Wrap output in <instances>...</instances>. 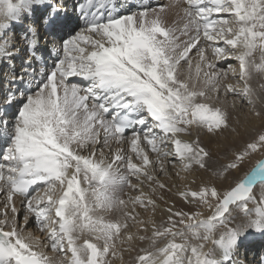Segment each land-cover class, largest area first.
I'll use <instances>...</instances> for the list:
<instances>
[{
    "label": "snow or ice",
    "instance_id": "1",
    "mask_svg": "<svg viewBox=\"0 0 264 264\" xmlns=\"http://www.w3.org/2000/svg\"><path fill=\"white\" fill-rule=\"evenodd\" d=\"M184 2L187 22L177 30L166 24L168 5L124 15L114 0H81L77 8L84 26L80 27L79 20L61 15L63 10L53 0H0V65L12 69L0 79L15 86L0 97V140L6 142V150L0 153V191L6 195L0 211V264H52L41 251L44 246L64 257L61 264H109V255H117V243L130 242L133 236L122 237L126 222L106 220L101 213L126 206L118 192L135 188L132 177L141 183V177L157 183L149 170L153 161L142 141L159 156H177L185 170L207 168L210 153L199 141L180 138L192 126L210 134L229 127L228 112L208 102L209 92L219 98L220 77L212 71L215 65L211 62L206 64L208 71L203 70L206 49L200 46L202 38L213 43L219 58L236 53L245 85L242 92L254 103L248 81L254 72L264 73V0ZM214 13H228L231 19H213ZM37 15L51 39L40 36ZM25 18L33 23L14 41L10 38L13 24L23 26ZM217 41L225 46H215ZM257 50L260 63L252 58ZM20 51L25 56L17 72ZM193 54L200 61L195 65V78L199 81L203 75L206 89L192 83ZM49 58L54 59L50 71ZM182 62L189 69L183 79ZM72 76L82 77L87 86L69 83ZM225 91L237 90L228 84ZM8 115L13 116L11 121L5 119ZM128 130H132L131 152L141 163L119 150L105 155L104 149L111 151V144L121 142ZM169 143L174 146L172 152L166 150ZM262 151L264 133L248 142L218 175L238 169L248 156ZM121 162L125 163L123 170ZM38 184L43 185V195L29 198ZM257 184L264 185V159L227 188L203 182L202 187L180 192L188 203L207 208L210 215L201 218L202 212L173 213L169 208L165 225L153 223L152 236L139 237L149 239L150 246L141 249L136 264H231L249 230L264 233V202L255 209L248 207L256 203L251 193ZM16 196L25 198L27 213L44 234L43 241L26 231L28 214L22 222L18 220ZM133 203L155 207V201L143 192ZM239 213H243L241 222L230 226ZM124 215L135 219L133 213L125 211ZM173 217L179 218L187 232L176 229ZM221 228L225 231L213 239ZM189 234L198 241H211L220 258L215 250L204 252V243L190 244ZM169 236L171 240L157 246ZM177 237L182 242H176Z\"/></svg>",
    "mask_w": 264,
    "mask_h": 264
},
{
    "label": "bare ground",
    "instance_id": "2",
    "mask_svg": "<svg viewBox=\"0 0 264 264\" xmlns=\"http://www.w3.org/2000/svg\"><path fill=\"white\" fill-rule=\"evenodd\" d=\"M173 4H175V6H172ZM184 4L185 3L181 2V0L180 1L178 0V2H177V0H174V1L168 3V6L170 5V7L168 8V15L169 16L175 15L176 19L173 20L174 19L173 18L172 19L173 21H171L170 20L171 18H169V16H168L167 18L169 19L170 22L167 21V24L168 25L173 24L171 27H174L177 30L182 29L183 25L187 22V17L184 14V9L187 6H185ZM221 14H227V13H214L215 19L225 18V16L221 15ZM167 18L165 17V21ZM24 23H26V24L29 23V20L27 18H25ZM19 26H20L19 24H15V23L13 24L11 34H10V38H12V34L15 32V30ZM185 38L186 37H181V39H185ZM13 40L17 41L18 39H13ZM217 42L219 44H223V47L225 46L223 41H217ZM201 43H202V41H201ZM215 46H218V44H216ZM213 47H214V45H213ZM207 55H206V57H207ZM235 55L236 54H231L227 58H222L221 61H219V59H218L216 62L217 63L216 67L219 68V70H220V75H219V73H218V75H219V77H222V83L220 86V92L219 93H223V96H220V94H219V98L216 99V95H210L209 94V96L211 97V100L214 99V97H215V101L213 102L214 105L218 104L219 102H223V107H224L223 109H225L229 115V127H227L223 131L217 132L216 134H210L207 132L206 129L197 128L196 126H192L189 133H185V134H182L180 136V138L186 142L199 141L200 145L202 147H204L205 150L210 153V158H208V160H207V168L206 169H199L198 166H196L192 170H185L182 162L179 160V158L177 156H174V155H170L168 157L159 156L157 153L152 152L151 149L149 147H147L146 142L142 141L141 146L143 148H145V150L149 154L150 159L153 161V164L150 166L149 170L155 176H157V175L162 176L163 178L161 179V177H160V180L163 181V183L165 182L169 186L168 188H170L171 194L168 197L167 196L166 197L168 199V202L171 203V206L172 205L174 206L173 210L175 212H177V211H182L184 213L202 212L201 218H207V216L210 215V212L207 208H203L200 205H197L195 203L189 204L185 199H183L180 196L179 193L182 191H191V190L197 189L198 187H202L203 182H206L209 187L211 186L209 183H211L212 185L216 184V186L218 188H227L229 185L233 184L234 182L243 179L244 176L250 172V170L249 171L246 170L247 172L245 171V175L242 177H238L236 180H233L232 178H235L238 175L239 170L233 171L231 173L228 172V173H225L224 175H218V173L223 171V167L227 163L231 162L234 159V155L236 153L240 152L241 150H243L245 145L248 142H250L253 138L256 137V134L254 132H252V130L255 129L256 131L257 130L260 131L261 128L264 127V73L254 72L252 74V78L248 81V84L251 87V89L253 90V92L255 93V95L253 97H251V99L254 101V103H249L250 105H252L251 112H249V111L246 112L245 110L247 107H245V106L248 103L242 104V106L240 104V102H241L240 99L244 95L242 92V89L244 88L245 85H244V82L240 80L239 62L235 58ZM213 56H215V55H213ZM260 56H261V53L259 50H257L254 53L252 58L255 60L256 63H260L261 62ZM196 61H199V60L197 59ZM218 61H219V63H218ZM193 62H195V61H193ZM197 63L198 62H196L195 64H197ZM207 63H208V60H207V62H205V65ZM195 64H193V65H195ZM220 65H222V66L224 65V67H220ZM1 68L2 67L0 65V70H1ZM6 70H7V67H6ZM180 71H181V78L182 79L188 75V72H189L188 66L184 65L183 62H182ZM206 71H207V69H206ZM212 71H213V69H212ZM222 72H224L223 76H221V74H223ZM6 75H7L6 73L3 74V76H6ZM192 76H193L192 83L194 84V86L197 89H202V87L204 85V83L202 81L203 75H201L199 81H197L195 78V69H194V71L192 72ZM225 77H226V79H225ZM232 78L236 79L235 82L231 81ZM71 79L74 80L75 83L80 85L81 87L87 86V84L77 83L75 80V77H69L68 82ZM228 84L233 85V87L239 92H237V91L235 93L226 92L225 91V85H228ZM236 93H238L237 95H240V97H239L240 99L238 101H234V103H235V108H234V107H232L233 104L230 105L229 103L226 102L227 101L226 99L229 96H232V94H236ZM220 97H222L221 100H219ZM246 99H247V101H249V97ZM220 106H221V104H220ZM220 108H222V107H220ZM239 108H242V109L244 108V111H245L244 114L248 118L244 123L240 122L243 115L241 112L238 111ZM14 111L15 110L12 109L11 112H9V113H14ZM255 112H259L260 115L256 116L254 114ZM107 118L109 119V117H107ZM5 119H7L8 121H11L13 119V116L8 115L7 117H5ZM227 132H229L228 135H227ZM102 134H103V132H101V137H103ZM199 134H201V135H199ZM199 136H201V139L199 138ZM129 137L130 136L127 135L119 143L113 142L110 146L111 151H109L108 148L104 149L105 155L111 156L117 150H119L122 152V154H124L127 157V154L129 152L131 153V146H130L131 139H129ZM100 147H102V144L97 145V148H100ZM166 150L169 152H172V151H174V146L171 145V143H169ZM86 155H87V153H86ZM161 161L163 162L162 167H161V163H160ZM133 162L134 163H141V161L139 160L138 157L136 159L133 157ZM121 165H123V162H121L119 164V167H121ZM146 183H148V182H146ZM134 184H135V188H137V189H138V186H140V185L142 186V184L139 183L138 181L134 182ZM143 184L145 185V183H143ZM82 186L87 187V182L82 181ZM125 189H126V187L123 190L118 192V195L122 199H124V196L126 195ZM130 190H132V189L130 188ZM168 192H166V193H168ZM4 193L5 192L0 191V206H1V203H4L6 201V195H5V201L3 198ZM38 193L40 195H43V189H41ZM137 193H138V191H137ZM166 193H164V194H166ZM131 194H132V196L136 195V194H133V192ZM174 194H176V195H174ZM251 194L256 200V203H254V206L252 208V209H255L257 204L264 202V185L257 184L255 186V188L253 189ZM126 196H128V195H126ZM151 198L155 199L157 203L161 204V209L159 208L160 206L158 207V204H157V206L155 205V207L150 206L149 213L147 215H145L146 213L142 215L143 212L140 213L141 212L140 210H139V213L137 212L138 210H136L135 208L137 207V209L138 208L141 209L140 208L141 206L136 204V203H131V204H133V206L126 205L121 210H113L110 213L108 212L109 214H106V212L101 213L105 217L106 220H109V221L119 220L122 222H126L128 224V228L125 230H122V232L131 234L133 236V240L130 242L127 241L126 239H124L123 243H120V242L117 243V245H116L117 255L115 257L109 255V257H108L109 264H136V257L139 254H142L141 249H147L150 246V240L149 239L140 240L139 237L144 236V237L150 238L152 236V233H153V227H152L153 223H155V225L157 227H160L161 225H165L167 223L168 218L171 215V213L168 211L169 205L165 201H164V203H161L162 200L160 202L159 197L157 199L156 196L155 197L151 196ZM131 199H133V198H131ZM128 201H126V202H128ZM14 203H15V207L17 208V211L20 209L21 213H22L25 210V200L24 199L15 197ZM33 203L35 204V200H33ZM230 207H233V206H230ZM249 208H250V206H249ZM1 209H3V208H0V211H2ZM147 210H144V212ZM125 211L129 212V213H133V215L135 216V219H130V218L125 217V215H124ZM174 211H172V212H174ZM21 213H20V215H21ZM28 215H29V221L27 223L26 231L31 232L34 237L43 241L44 240V234L37 229L36 224L32 220L31 214H28ZM242 218H243V213H239L238 218L230 226H235V224L240 223ZM173 219L177 220V224H176L177 230L183 229L185 232H187L185 225H181L178 223L179 218L173 217ZM22 220H23V218H22ZM22 220H21V222H22ZM145 228H147V231H144ZM222 231H225V229L217 230L213 239H218L220 232H222ZM261 236H264V233L259 232L257 235L254 233V230H249L247 233V237H245L244 239H242L243 238L242 237L241 238L242 240L239 242L238 247L235 249V253L240 252V255L238 257H240L242 259V261L239 258H237V256H236L234 261L231 260L232 264H239L240 262H241L240 264H256V262H255L256 258L258 256V254H260V252L262 251V248L264 247V243L260 242ZM122 237H124V236L122 235ZM171 239H172V237H170V236L167 238H161V240L158 241L157 246L162 247L164 245V243H166L167 241H169ZM176 242H182V239L180 237H177ZM188 242L192 245H198L200 243H204L205 244V247L203 249L204 252H209V251L215 250L216 258L217 259L220 258L219 250L217 249L216 245H214L211 241H208V242L198 241V240L193 239L191 237V235L189 234L188 235ZM97 243L100 244L102 242H97ZM41 251H43L52 260V264H61V262L64 259V257H62L60 253L52 251L50 249V246L42 247ZM232 259H233V257H232Z\"/></svg>",
    "mask_w": 264,
    "mask_h": 264
},
{
    "label": "rangeland",
    "instance_id": "3",
    "mask_svg": "<svg viewBox=\"0 0 264 264\" xmlns=\"http://www.w3.org/2000/svg\"><path fill=\"white\" fill-rule=\"evenodd\" d=\"M169 2H172V0H165V2H161V4L158 6V7H156V8H152V9H159L160 8V6L161 5H168V3ZM181 2H183L184 3V0H181ZM167 3V4H166ZM185 6H187L186 4H184ZM170 6V5H169ZM221 15H224L225 16V18H228V19H231V15L230 14H221ZM169 15H168V11H167V14H166V18L168 17ZM175 16V15H174ZM174 16H169V18H171L170 20L171 21H173V20H175L176 19V16L174 17ZM174 18V19H173ZM173 19V20H172ZM167 21H169V19L167 18L166 19V24H167ZM170 22V21H169ZM168 25V24H167ZM170 25V24H169ZM168 25V26H169ZM173 24H171L170 25V27L172 26ZM186 39V38H185ZM201 41H202V43L200 44V46H202V47H204L207 51H206V55H207V57H206V59H205V61H204V67H203V70L204 71H206V69H207V67H206V65H205V62H207V60H208V62H211V63H213L214 65H215V68L213 69V71L214 72H216L217 74L219 73V75H220V70H219V68H217L216 66H217V60L219 59V61H221V59L222 58H219V57H215V56H213L214 55V52H213V43L212 42H209V41H206V39H201ZM205 41V42H204ZM216 44H218V46H220V47H223V44H219L218 42H216ZM208 47V48H207ZM211 52H210V51ZM195 52V50H193V53ZM232 54H236V53H232ZM194 55V54H193ZM192 55V61H195V62H193V64H195L196 62H198V63H200V61H196L197 59L199 60V58L197 57V56H193ZM209 56V57H208ZM211 56V57H210ZM197 59H196V58ZM208 58V59H207ZM216 58V59H215ZM219 61H218V63H219ZM184 64V63H183ZM184 65H187V64H184ZM196 65V64H195ZM195 65H193V68H192V72L194 71V69H195ZM188 66V65H187ZM186 67V66H185ZM220 67H224V65L222 66V65H220ZM187 68V67H186ZM218 69V70H217ZM207 71H208V69H207ZM223 74H221V76H223L224 75V72H222ZM227 77V76H226ZM226 77H225V79H226ZM221 79H219V84H218V87L220 88V86H221V83H222V77H220ZM235 80L236 79H231V81L232 82H235ZM202 81H203V83H204V77L202 78ZM69 83H75V81L74 80H70L69 81ZM206 86V87H205ZM207 88V85H205V83H204V85H203V87H202V89H206ZM237 92H239V91H237ZM209 94L210 95H216V99H217V94L215 93H212V92H209ZM220 94V96H223V93H219ZM238 93H236V94H232V96H229L226 100V102L227 103H229L230 105H232V107H234L235 108V103H234V101H238L240 98V95H237ZM232 97V98H231ZM234 97V98H233ZM221 98L222 97H220V99L219 100H221ZM238 98V99H237ZM246 98H248L247 96H245V95H243L242 97H241V102H240V104H241V106H242V104H246V103H248L245 107H247L246 108V112H251V107H252V105H250L249 104V101H247V99ZM230 99V100H229ZM245 100V101H244ZM215 101V97H214V99H210L208 102L209 103H212V104H214L213 102ZM244 102V103H243ZM220 104H221V106H220ZM216 106L217 107H222V108H224L223 107V102H219L218 104H216ZM233 108V109H234ZM231 109V108H230ZM232 109V110H233ZM239 112H241L242 113V119H241V123H244L248 118L245 116V114H244V108L242 109V108H239V110H238ZM262 122V121H261ZM260 122V123H261ZM203 132V131H202ZM252 132H254L255 134H256V137L258 136V134H260V133H264V127L263 128H261V130L259 131V130H252ZM229 134V132H227V135ZM103 135V134H102ZM199 135H201V134H199ZM131 137V136H130ZM129 137V139H131ZM255 137V138H256ZM199 138L201 139V136H199ZM255 138H253L252 140H254ZM251 140V141H252ZM83 154H85L86 155V153H83ZM132 156V157H134L135 159L137 158V156L135 155V154H133L132 152L130 153H128L127 154V156ZM261 159H264V151H262V152H256V153H253V154H251L250 156H248L244 161H243V163L241 164V166L238 168V169H236V170H239V173H238V175L235 177V178H232L233 180H236L238 177H242V176H244L245 175V171L247 170V171H251L255 166H256V164H257V162L259 161V160H261ZM123 167H125V163L123 162V165H121V169L123 170L124 168ZM236 170H230L229 172L231 173V172H233V171H236ZM246 171V172H247ZM155 176V175H154ZM156 178H157V183H154V182H149V181H147V180H145L143 177H141L140 179L143 181L142 183L141 182H139V183H141L142 184V186L140 185V186H138V189L137 188H131L132 190H130V187L128 188V187H126V195H128V196H124V200L125 201H128V202H126V205H130V206H133V204H131V203H133V201L135 200V198H136V196H139L140 194H141V192H143L144 193V197L145 198H151V196L152 197H157V199H158V197H159V199H160V202H161V200H162V202L161 203H164V201L169 205V208H172V211H174L173 209H174V206L172 205L171 206V203H169L168 202V199H167V197L171 194V190H170V188H168L169 186L164 182L163 183V181H161L160 180V177H161V179L163 178L162 176H155ZM132 179V183H133V185H135L134 184V182H137L138 180L135 178V177H132L131 178ZM136 180V181H135ZM232 180V181H233ZM134 181V182H133ZM146 182H148V183H146ZM143 183H145V185L143 184ZM158 184H163V185H165V187L164 188H160L159 186H158ZM211 186H216V184L215 185H212L211 183H209ZM144 185V186H143ZM210 186V187H211ZM146 187V188H145ZM217 187V186H216ZM218 188V187H217ZM153 189H154V191H153ZM219 189V188H218ZM138 191V193H137V191ZM146 190V191H145ZM164 192H163V191ZM136 193H135V192ZM149 191V192H148ZM169 191V192H168ZM133 192V194H136V195H133L132 196V194L131 193ZM166 192H168V193H166ZM129 193V194H128ZM140 193V194H139ZM164 193H166V194H164ZM139 194V195H138ZM168 194V195H167ZM174 195H176V194H174ZM252 195V194H251ZM167 196V197H166ZM126 197V198H125ZM3 198H4V201H5V193L3 194ZM129 198V199H128ZM131 198H133V199H131ZM152 199V198H151ZM154 201H155V205L157 206V204H158V207L161 209V204L160 203H157L156 202V200L155 199H153ZM167 200V201H166ZM3 201V202H4ZM5 203V202H4ZM128 203V204H127ZM130 203V204H129ZM2 204V203H1ZM190 204V203H189ZM139 205V204H138ZM150 206L151 205H149V207H147V208H144V207H140L141 209H137V207L135 208L136 210H138L137 212L139 213V210L141 211L140 213H142V215L143 214H145V215H147L148 213H149V209H150ZM250 206V208L249 209H252L253 208V206H254V203H249L248 204V207ZM4 207V204L3 205H1L0 206V208H3ZM129 207V206H128ZM134 209V210H135ZM148 209V210H147ZM3 210V209H2ZM144 210H147V211H145L144 212ZM25 211V212H24ZM22 213H21V210L19 209L17 212H18V220H22V218L25 216V213L27 214V209H26V205H25V210H24ZM175 212V211H174ZM173 212V213H174ZM20 213H21V215H20ZM110 213V212H109ZM108 212H106V214H109ZM218 230H223V228H221V229H218ZM254 233L255 234H257L258 235V233L259 232H256L255 230H254ZM122 235L125 237L126 235H128V233H125V232H122ZM245 237H247V234L242 238V239H244ZM241 239V240H242ZM251 239V238H250ZM238 254V255H237ZM240 255V252H238V253H235V251H234V255H233V259H232V261H234L235 260V258H236V256H237V258H239L241 261H242V259L240 258V257H238Z\"/></svg>",
    "mask_w": 264,
    "mask_h": 264
}]
</instances>
